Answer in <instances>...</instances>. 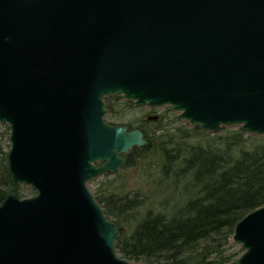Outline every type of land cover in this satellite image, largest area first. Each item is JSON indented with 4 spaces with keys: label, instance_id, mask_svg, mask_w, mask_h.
Returning <instances> with one entry per match:
<instances>
[{
    "label": "water",
    "instance_id": "1",
    "mask_svg": "<svg viewBox=\"0 0 264 264\" xmlns=\"http://www.w3.org/2000/svg\"><path fill=\"white\" fill-rule=\"evenodd\" d=\"M110 96L264 137V0H0L7 170L35 191L0 204V264H140L87 187L150 146L104 121ZM231 239L236 264H264V206Z\"/></svg>",
    "mask_w": 264,
    "mask_h": 264
},
{
    "label": "trees",
    "instance_id": "2",
    "mask_svg": "<svg viewBox=\"0 0 264 264\" xmlns=\"http://www.w3.org/2000/svg\"><path fill=\"white\" fill-rule=\"evenodd\" d=\"M169 114L168 109L159 117L171 119L165 128L142 131L150 146L135 148L131 160L155 153L162 181L173 191L184 184L182 203L148 210L133 226H124L125 216L140 203L117 195L93 196L116 225L114 247L121 258L145 264H220L235 224L264 206V137L240 127L211 134ZM6 157L0 143V204L12 189Z\"/></svg>",
    "mask_w": 264,
    "mask_h": 264
},
{
    "label": "rangeland",
    "instance_id": "3",
    "mask_svg": "<svg viewBox=\"0 0 264 264\" xmlns=\"http://www.w3.org/2000/svg\"><path fill=\"white\" fill-rule=\"evenodd\" d=\"M113 97L114 96L107 97L110 98L109 100H106V98L104 99L105 105L108 106L104 120L112 126H128L130 130L136 129L150 134L154 129L165 128L163 126H167L168 123H171V119H169L170 121H161L159 118L162 114H167L168 109L170 110L169 116L177 117V113L172 112L169 106L155 109L134 107L131 102L124 101L120 97H118V100H114ZM127 103H130V105L128 106ZM180 122L186 123L183 121ZM186 124L188 125V123ZM188 126L191 127L190 125ZM237 128L239 127H222L217 133L221 134L225 130H236ZM9 134L10 130L8 125L0 123V143L3 145L4 154H7L10 148ZM157 159L155 153H149L145 154L142 158L138 155L134 156L131 160L130 154L123 168L113 174H105L90 181L87 187L92 194L99 193L100 195L101 193L106 198L110 195H117L140 203V206L134 213L125 216L127 221L121 223L124 226L128 224L133 226L136 221L144 216L146 211L152 210L154 212H159L167 204L175 207L179 206L183 201L181 199L184 197L181 187L184 184L180 186L178 191L171 190L169 185L162 181L160 175L161 165ZM10 192H14L16 195L18 194L25 198L35 196V191L27 185H12V189H10L8 193ZM227 242L228 244L224 247V252L219 262L220 264H236L237 259L242 254L240 246L234 244L231 238ZM118 257L120 256L118 255ZM129 262L134 263L135 261ZM137 263L145 264L144 262Z\"/></svg>",
    "mask_w": 264,
    "mask_h": 264
},
{
    "label": "bare ground",
    "instance_id": "4",
    "mask_svg": "<svg viewBox=\"0 0 264 264\" xmlns=\"http://www.w3.org/2000/svg\"><path fill=\"white\" fill-rule=\"evenodd\" d=\"M115 97V96H114ZM152 109H155V108H152ZM105 121V120H104ZM106 122V121H105Z\"/></svg>",
    "mask_w": 264,
    "mask_h": 264
}]
</instances>
